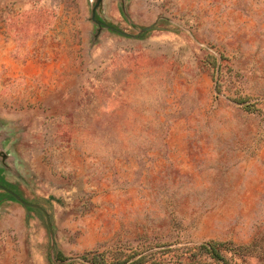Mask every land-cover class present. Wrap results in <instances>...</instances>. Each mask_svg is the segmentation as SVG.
Wrapping results in <instances>:
<instances>
[{
  "label": "rangeland",
  "instance_id": "1",
  "mask_svg": "<svg viewBox=\"0 0 264 264\" xmlns=\"http://www.w3.org/2000/svg\"><path fill=\"white\" fill-rule=\"evenodd\" d=\"M96 1L0 0V264H264V0Z\"/></svg>",
  "mask_w": 264,
  "mask_h": 264
},
{
  "label": "trees",
  "instance_id": "2",
  "mask_svg": "<svg viewBox=\"0 0 264 264\" xmlns=\"http://www.w3.org/2000/svg\"><path fill=\"white\" fill-rule=\"evenodd\" d=\"M197 249L199 252H201L203 250L204 252L211 254L214 258L220 259V256L218 255V253L214 250V248L212 246L200 245L197 247ZM188 251H191V250H188ZM191 255L194 256V254H191ZM141 259H142V257L139 258L138 260L132 261L130 264H136L137 261H140Z\"/></svg>",
  "mask_w": 264,
  "mask_h": 264
},
{
  "label": "water",
  "instance_id": "3",
  "mask_svg": "<svg viewBox=\"0 0 264 264\" xmlns=\"http://www.w3.org/2000/svg\"><path fill=\"white\" fill-rule=\"evenodd\" d=\"M100 1L101 0H97L94 7H93V10H92V20L95 21V11H96V8L99 6L100 4ZM0 189L4 190L5 192H7L8 194H10L12 197H14L17 201H19L20 203H22L23 205L25 206H31L33 207V205L31 204H27V203H24L17 195H15L14 193H12L11 191L3 188L0 186Z\"/></svg>",
  "mask_w": 264,
  "mask_h": 264
}]
</instances>
